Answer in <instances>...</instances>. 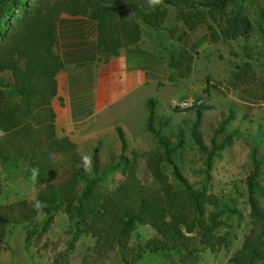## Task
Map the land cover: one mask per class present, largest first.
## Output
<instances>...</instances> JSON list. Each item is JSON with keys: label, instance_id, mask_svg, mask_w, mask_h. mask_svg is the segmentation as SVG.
<instances>
[{"label": "trees", "instance_id": "1", "mask_svg": "<svg viewBox=\"0 0 264 264\" xmlns=\"http://www.w3.org/2000/svg\"><path fill=\"white\" fill-rule=\"evenodd\" d=\"M251 1L162 0L151 7L149 0H0V131L5 133L0 137V165L34 173L37 189L32 201L20 200L0 208V249L9 226L28 225L25 241L29 243L36 233L37 216H45L47 226L59 208L74 228L73 242L83 234L91 235L96 239V250L102 253L124 245L136 224L155 230L156 235L144 246L151 254L174 253L183 262L195 263L200 253L216 252L228 245V234L218 232L220 216L235 210L220 208L215 196L202 188L196 192L181 174L173 158L182 142L171 147L154 130V97L146 101V130L156 137L163 153L143 154L153 183L136 177L137 154L131 159L123 155L127 142L121 128H116L121 154L102 165L95 146L90 171L85 169L77 144L66 136L57 137L52 100L57 97L56 76L65 69L57 23L62 15L94 21L98 60L108 63L122 49H141L145 43L143 29L155 33L168 17L169 8L175 10L181 26L168 30L173 42L165 46L154 38V52L168 68V82L174 84L188 78L195 66V55L182 45L187 33L205 25L212 44L247 40L254 33L248 14ZM7 72L11 82L3 78ZM208 109L205 104L195 106L192 136L204 156L209 179L214 158L238 140L240 133L238 129L228 130L235 118L234 110L229 109L213 131L210 145H205L194 131ZM262 129L258 126L255 135H264ZM255 153L253 150L255 170L246 180L252 228L230 264H264V207L258 199L264 198V187L258 182ZM61 159L65 166H60ZM163 162L171 166L177 186L159 174ZM120 168L126 169V178L116 188H108V176ZM208 207L219 208V212H210Z\"/></svg>", "mask_w": 264, "mask_h": 264}, {"label": "rangeland", "instance_id": "2", "mask_svg": "<svg viewBox=\"0 0 264 264\" xmlns=\"http://www.w3.org/2000/svg\"><path fill=\"white\" fill-rule=\"evenodd\" d=\"M250 4L248 14L254 24V33L247 40L212 44L205 25L197 27L192 36L187 33L186 43L189 48H192L196 34L203 32L204 38L207 35L206 41L193 52L196 59L191 75L174 83L180 86L181 94L156 100V121L153 124L154 130L159 131L171 147L182 142L173 160L193 189L196 192L201 188L206 189L208 194L217 198L220 208L228 206L235 210V213L220 216L218 232L220 235L228 234V245H222L216 252L206 250L200 253L195 263L183 262L174 253L151 254L144 246L156 235L155 230L148 225L136 224L124 245L102 253L96 250V239L91 235L83 234L73 242L74 228L63 208H59L47 226L46 217L37 216L36 233L29 243L25 241L28 225L9 226L0 249V264H230L233 254L241 247L252 228L246 180L255 170L253 150L258 164V182L264 187V135H255L258 126L264 129V117H257L258 109L264 105V0H252ZM180 26L175 10L169 8L168 17L155 33L143 29L144 45L154 50V38L158 37L168 46L173 42L168 30ZM175 35H179V31ZM3 78L11 82L9 72L3 74ZM176 100L187 101L189 107H176L173 103ZM200 104L210 106V109L203 111L194 131L195 136L205 145H210L213 131L229 109L234 110L235 118L228 130L238 129L240 133L238 140L226 147L220 157L214 158L209 179L205 173L204 156L192 136L196 121L195 106ZM146 117L147 113L128 128L125 133L127 147L123 155L131 159L137 154L136 177L141 182L153 183L154 178L147 170V157L143 154L150 151L162 154L163 149L156 137L146 130ZM56 135L62 138L57 131ZM95 146L99 148V161L102 165L121 154L117 133L113 138L108 136L95 145L81 148L77 145V152L82 158L88 156L91 160ZM59 164L65 166L66 161L61 159ZM158 172L172 186H177L170 165L163 162ZM125 178L126 169L120 168L108 176L106 185L114 189ZM36 194L34 173L0 165V208L20 200L32 201ZM258 199L264 207V198L258 196ZM208 211L219 212V208L208 207ZM255 248L259 249L257 244Z\"/></svg>", "mask_w": 264, "mask_h": 264}, {"label": "crops", "instance_id": "3", "mask_svg": "<svg viewBox=\"0 0 264 264\" xmlns=\"http://www.w3.org/2000/svg\"><path fill=\"white\" fill-rule=\"evenodd\" d=\"M197 30L188 32L192 36ZM59 53L65 69L56 76L57 97L52 100L55 128L79 148L95 145L110 136L116 128L124 134L130 125L146 115V101H157L181 94L180 86L168 82V68L154 50L122 49L108 63L98 60L96 23L86 17L62 15L57 23ZM191 53L203 41L196 34ZM59 98L62 100L59 101ZM264 117V105L257 111Z\"/></svg>", "mask_w": 264, "mask_h": 264}, {"label": "clouds", "instance_id": "4", "mask_svg": "<svg viewBox=\"0 0 264 264\" xmlns=\"http://www.w3.org/2000/svg\"><path fill=\"white\" fill-rule=\"evenodd\" d=\"M162 3V0H149V5L151 7H155L157 5H160ZM5 135L4 132L0 131V137H3ZM83 161H84V165H85V169L90 171V163H91V160H90V157L88 156H84L83 157ZM39 203L37 204V207H39Z\"/></svg>", "mask_w": 264, "mask_h": 264}, {"label": "built area", "instance_id": "5", "mask_svg": "<svg viewBox=\"0 0 264 264\" xmlns=\"http://www.w3.org/2000/svg\"><path fill=\"white\" fill-rule=\"evenodd\" d=\"M173 103L175 104L176 107H178L180 109H185V108L189 107L188 102L185 100H176V101H173Z\"/></svg>", "mask_w": 264, "mask_h": 264}]
</instances>
